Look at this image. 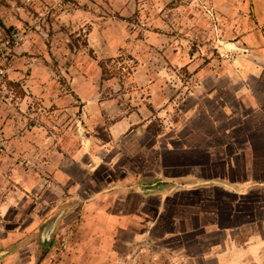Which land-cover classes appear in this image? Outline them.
<instances>
[{
  "label": "rangeland",
  "instance_id": "rangeland-1",
  "mask_svg": "<svg viewBox=\"0 0 264 264\" xmlns=\"http://www.w3.org/2000/svg\"><path fill=\"white\" fill-rule=\"evenodd\" d=\"M23 1L8 0L7 7L0 6V39L13 25L29 22L35 34L30 41L47 42L50 36L47 47L44 43L40 47L49 54L46 63L54 89L63 88L65 80L68 88L63 93L69 91L68 80L76 75L74 89L84 93L88 77L93 86L88 85L87 93L99 99L122 96L124 117L134 113V106L146 107L140 121L147 133L126 146L134 158L140 156L138 146L147 157L137 162L125 157L113 160V148L103 151L92 145L106 141L108 128L120 117L106 116L95 106L97 112L89 116L93 131H75L82 126L80 108V113L76 110L63 120L73 131H58L59 117L48 114L42 119L44 110L51 112L57 106H45L40 90L30 96L33 104L28 112L34 113L30 121L34 118L38 127L48 131H41L44 143L30 141L37 150L20 149L17 143L23 140L11 142L16 137L1 132L12 146L9 153L0 145L1 160L9 161V156L24 167H0L4 187L0 189V252L7 242L10 248L15 246L2 254L0 264H233L232 256L246 257L251 239L262 244L264 73L256 63L258 69L252 68L259 60L246 51L252 47L248 37L258 30L253 26L251 31L245 19H253L254 4L250 0L248 4L247 0H34L21 18L16 8L24 6ZM91 26L105 37L108 49L103 53L86 46ZM75 45L83 50L75 53L77 63L93 64L90 73L68 70L75 60L66 50H74ZM38 52L43 51L38 48ZM36 55L39 63H45L43 55ZM195 111L201 115L192 118ZM85 136L96 142L82 143ZM57 145L65 154L68 151L66 166L60 170L51 166ZM42 149L49 152L44 153L46 165L39 163ZM29 151H34L31 160ZM153 164L162 170L155 180L148 176L154 174ZM140 168L142 172L134 177ZM11 169L41 185L31 182L30 187L24 179L14 182ZM65 178L69 182L62 188L57 179ZM22 192L31 208L26 199L23 203ZM12 197L21 204L8 207ZM256 251L257 262L235 264H264V247ZM7 257L10 262L1 261Z\"/></svg>",
  "mask_w": 264,
  "mask_h": 264
},
{
  "label": "crops",
  "instance_id": "crops-1",
  "mask_svg": "<svg viewBox=\"0 0 264 264\" xmlns=\"http://www.w3.org/2000/svg\"><path fill=\"white\" fill-rule=\"evenodd\" d=\"M251 3L254 4L253 9H254V15H253V19H247L246 20L250 21V29L251 31L253 30V26H255L256 28H258V30L254 33L255 35H253L252 37H248L250 41H248L247 44L252 45V47H250L251 50H246L248 52H252L251 54L255 55V58L258 59L259 61H253V69L256 71L258 69V67L260 68L259 70H262V73H264V0H250ZM249 3V0H247L246 4ZM244 4V5H246ZM76 13L78 11H75ZM77 16V15H75ZM89 29H92L91 27H88ZM43 34H45V32H43ZM88 40H87V47L91 48L94 51H97L100 53L105 52L106 49H108V47L105 44V37L104 36H100L99 37V33L97 31L96 28H94L93 30H90L88 33ZM46 38V37H45ZM50 36H48V41L44 42V40L41 39H37V41L35 42V40H31V41H27L23 46L19 47L18 49V54L19 57L16 59V61L14 62V67L13 70L10 72V78L14 83H18L21 85V87L23 88V90L26 92V94L24 95V97H19L16 100V103L14 102L13 106H1L0 107V145L1 146H5V149H8L9 153L10 148H12L11 145H9L8 140H5L3 138V135L1 132L5 133H12L13 136H15L16 138L11 140V142L15 140V143L17 142L18 139L23 140L22 143H17L20 145V149H24V148H28L30 150L34 149L37 150V147L34 146V144H32L30 141L31 140H35L42 142L43 139H45V135L44 133H41V131H48L46 130L44 127H38L37 121L33 118L31 121L30 119L34 116V113L30 110L28 112V108L31 106V104H33V100H30V96L34 95L37 91H39V94L41 93L42 95V99L45 101V103H43L45 106H57L55 108V110L53 111H48V110H44L45 114H42V119L43 118H47L48 114H52V115H56L57 117H59L60 119V123L59 126L60 128H58V131H73L72 128H70V126H66L64 121L65 119L71 117L73 115V112L78 110V113H80L79 109L81 108L82 113H80V117H81V121L80 124L82 126H77V129H75V131H89V129H91L93 131V124L90 125V114H92L93 112H97L96 109H94V107H98L100 108V110L103 113H106V116L109 117H120L121 119L119 121H117L115 124H113V126H111L110 128H108L107 134H105L106 137V141L103 140L102 143H93V146L98 147V149H101L103 151H108L110 148H113L112 150H115V155L113 156V160H119L121 158H129V160H133L137 162V160H145L147 157L145 154L146 150H143L144 152H142V149H139V146L137 147V152L140 153V156L136 159L133 157V152L131 150H129L130 148L127 149V146L130 147L129 143L133 142L134 138H137L138 136H141L143 133H147L146 131H144V129L146 128V125H143L142 123L144 121H140L142 120V118H144L145 115V111H146V107H136L134 106V108H137L136 110H134V113H131L129 115V117H124L123 116V111H121V107L122 104L119 102V100H121V95L119 94L118 98H108L106 97H100L99 96H93L92 94H89L86 92V89L88 87V85L93 86V84H91V80L86 77L84 79L88 80L86 82V86L83 85L84 88V93L81 91H77L76 89H74V84L75 82H77V78L76 75L73 76V78L70 80H68V85L70 87V89H68L69 91H65L63 93L64 90H67V84L66 81L63 80V88H56L54 89L52 85L51 81V77H50V72H51V68L48 65V53L46 50L41 49L40 45L42 43H44V46L47 47V44H49L50 42ZM36 43V45H35ZM65 46L67 47V43H65ZM61 45L63 46V43H61ZM76 46V45H75ZM85 46V47H86ZM99 46V49H97V47ZM45 47V48H46ZM78 46L74 47V50H72L70 47H68V50H66L67 53L71 54V57L74 58V64L72 65V67H68L69 71H73V70H77V72H81V70H85L88 71L90 73V69L92 70L93 64H89V61H86V63L82 66H80L79 61H77L78 55H76L75 53L78 52L77 54H80L83 50H78L77 48ZM40 49L43 52H38L35 53L36 49ZM66 48H64L65 50ZM36 54H41L43 55V58L45 59V63H39L38 59L39 58H35L37 57ZM258 65V67L256 66V64ZM65 67V64H64ZM184 68L187 66H183ZM176 68V66H175ZM62 69V68H61ZM187 69L191 71V69H189V67H187ZM64 71V70H63ZM94 71V70H93ZM66 73V77L69 75V73ZM95 73V72H94ZM200 74V73H199ZM54 89V90H53ZM100 95V94H99ZM37 96H33L32 98H36ZM53 99V100H52ZM70 100V101H69ZM70 103V105H68V103ZM119 104L121 106H119ZM256 104L258 105V107L260 108V104H258L256 102ZM116 106V107H115ZM25 107V108H24ZM50 108V107H48ZM27 109V111L25 110ZM262 109H264V107L262 106ZM28 112V113H27ZM120 114V115H119ZM36 115V114H35ZM199 115H201L200 112L195 111L193 113L192 118H197L199 117ZM39 116V115H38ZM139 120H138V119ZM4 119V120H3ZM72 121V120H71ZM25 122H31L29 127H27V125H25ZM82 122V123H81ZM88 129H87V128ZM70 129V130H69ZM57 131V129H56ZM5 138H9V137H5ZM49 139V138H48ZM45 141H43L44 143ZM91 142H96L93 141L91 139V137H87L85 136L84 141L82 143L84 144H88ZM34 143V142H33ZM127 145V146H126ZM39 149L42 148L41 145H39ZM43 146H46V144H44ZM82 147L80 146L78 150H80ZM115 148V149H114ZM157 148V147H156ZM93 149V148H92ZM84 150V149H82ZM5 151V150H4ZM3 151V152H4ZM41 152L44 154L45 150H41ZM2 153V152H1ZM49 152L46 151L45 154H47ZM44 157L40 159L39 163L41 164H48L47 159ZM68 155V151L66 153ZM63 152V148L61 147V145H57L56 149H55V154L52 156V167H55V169H59L60 168H64V166H66V159L65 155ZM73 154H75V151H73ZM28 157L30 158V160L33 158L34 155V151L33 154L32 152L27 154ZM72 154H70L71 156ZM15 156V155H14ZM145 156V157H144ZM8 159H4L1 160L0 158V167H8V168H20V167H24L23 165H18V161L17 159H13V158H9ZM111 161V160H110ZM147 162V161H146ZM155 162V164L157 165V162L155 161V158L152 159V163ZM73 164L75 162H72ZM147 163H151V162H147ZM155 164H153L151 167H155L153 171L154 174H148V176L153 177V179L155 180L158 176H162V170H160L159 166H156ZM18 165V166H17ZM135 165V164H134ZM17 166V167H16ZM30 166V165H29ZM68 166V165H67ZM137 166V164L135 165ZM69 168V167H68ZM10 172V179L13 180L14 182L20 183L21 180H25V182H28V184L30 185V187L32 186L31 182L36 183L37 185H41V182H37L35 179L31 178V176L26 175L23 172L20 171H13L11 169ZM142 170L141 168L139 169V171H135L134 172V177L138 176L139 173H141ZM155 175L157 177H155ZM188 177L193 180L195 177L193 175H188ZM127 178H131L129 175H127ZM2 179H4L2 177ZM0 180H1V176H0ZM59 181V183L63 186H61L62 188H65V186L67 185V179H57ZM7 190H9V192L11 191V189L9 188V184H7ZM58 187L59 184H57ZM56 185V187H57ZM3 186H0V189H2ZM60 187V189H62ZM4 188V187H3ZM1 192V191H0ZM3 192V191H2ZM8 192V193H9ZM26 192H22L21 193V199H23V203L26 202V200L28 201V207L31 208L30 204H29V200H28V195L25 194ZM22 195H25L26 197H23ZM20 196V195H19ZM18 196V197H19ZM10 197V196H9ZM168 198V196L166 197V199ZM26 199V200H25ZM20 201V199L18 198H10L8 201V207L10 206V208H13L14 206H19L18 203ZM36 205L32 206L35 207ZM3 207V205H2ZM6 208L4 207V210ZM145 214V213H144ZM166 214L168 217H171V213L168 209H166ZM136 215V214H135ZM117 216V215H116ZM116 216H115V220H116ZM120 216H118L119 219ZM206 217V216H205ZM208 222V221H207ZM201 224V222L199 221L196 226L199 227V225ZM152 225V224H151ZM151 228V226H150ZM147 228V229H150ZM258 240V238H253L249 241V243H247V247H246V257L245 258H238V257H233V264L241 262V263H255L258 261L259 259V255L257 253V248L259 249L260 247H264V242L262 244H255V241ZM226 242V241H225ZM225 242L222 241V243H220V245H224L225 247ZM27 244V243H26ZM8 245V247L10 246V243L7 242L6 246ZM1 246V245H0ZM6 246H2L4 248L3 251L0 252V259L2 258V254L5 253V251H10V250H15V246L13 247H6ZM25 246V245H24ZM30 246V245H29ZM18 247V246H17ZM244 251V250H243ZM256 255H258L256 257ZM5 259V258H3ZM1 260L2 262H10V259L7 257L6 260ZM79 260V257L78 259ZM231 263V262H230Z\"/></svg>",
  "mask_w": 264,
  "mask_h": 264
},
{
  "label": "built area",
  "instance_id": "built-area-1",
  "mask_svg": "<svg viewBox=\"0 0 264 264\" xmlns=\"http://www.w3.org/2000/svg\"><path fill=\"white\" fill-rule=\"evenodd\" d=\"M34 0H24V6H18L16 8V14L21 15L28 11V8L31 7V4ZM32 24L29 22H19L16 26H13V29L7 40L3 42V47L0 49V93L7 88V78L8 73L13 65L14 57L11 55L12 46L18 47L21 44L25 43L27 39L34 34ZM12 94L13 92L10 91Z\"/></svg>",
  "mask_w": 264,
  "mask_h": 264
},
{
  "label": "clouds",
  "instance_id": "clouds-1",
  "mask_svg": "<svg viewBox=\"0 0 264 264\" xmlns=\"http://www.w3.org/2000/svg\"><path fill=\"white\" fill-rule=\"evenodd\" d=\"M25 13H26V12H25ZM28 13H29V10H28ZM22 14H24V13H22ZM22 14L19 15V16H21V18H23V17H22ZM15 25L17 26V24H15ZM15 25H13V26H15ZM12 29H13V27H12ZM12 29L10 30V32L8 33V35L6 34L5 37H2V38L0 39V49H2V47H3V42H4L5 40L8 39V37H9V35H10ZM37 29H38V28H37ZM34 35H35V34H32V35L27 39V41H30V38H31L32 36H34ZM27 41H26V42H27ZM26 42H25V43H26ZM25 43L21 44V45L18 46V47H14V46H12V48H11V50H12L11 55H13L14 60H13L12 68L10 69V71H9V73H8V78H7V81H6L7 88L4 89V90L0 93V107H1V106H13V105H14V102L16 103V100L19 98V97L16 96V94H15V92H17L15 86L10 85L9 83H13L14 85H18L19 88H20L21 90H23V88L21 87L20 84H18V83H14V82L11 80V78H10V72L13 70L14 62H15L16 59L19 57V55H21V54H18V49H19V47L23 46ZM10 91L13 92V93L11 94ZM23 91H24V90H23ZM25 94H26V92L24 91V95H25ZM49 133H50V134H53L52 131H49Z\"/></svg>",
  "mask_w": 264,
  "mask_h": 264
},
{
  "label": "trees",
  "instance_id": "trees-1",
  "mask_svg": "<svg viewBox=\"0 0 264 264\" xmlns=\"http://www.w3.org/2000/svg\"><path fill=\"white\" fill-rule=\"evenodd\" d=\"M7 1L8 0H0V6L2 5V6H6L7 7ZM14 3L15 2H17L18 0H12ZM24 5V4H23ZM0 23H1V21H0ZM90 30V29H89ZM75 43H77V41H75ZM79 47V46H78ZM103 71V70H102ZM103 73V72H102ZM104 75V74H103ZM104 79V81H107V80H110L111 78H103ZM10 85H13V86H15V88H16V90H17V92H15V94H16V96H18V97H24V91L23 90H21L20 88H19V86L18 85H14L13 83H9ZM209 150V154H211L212 152H213V149H208Z\"/></svg>",
  "mask_w": 264,
  "mask_h": 264
}]
</instances>
